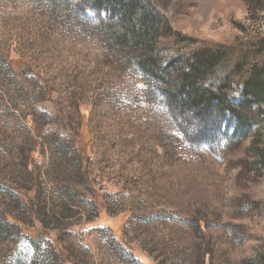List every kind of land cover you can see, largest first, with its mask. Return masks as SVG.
Returning a JSON list of instances; mask_svg holds the SVG:
<instances>
[{
	"label": "rangeland",
	"instance_id": "1",
	"mask_svg": "<svg viewBox=\"0 0 264 264\" xmlns=\"http://www.w3.org/2000/svg\"><path fill=\"white\" fill-rule=\"evenodd\" d=\"M144 1L162 16L159 69L173 33L196 46L264 36V0ZM54 5L0 0V210L21 226L0 264H256L263 118L245 106L183 125L140 66L151 52L96 33L98 10L80 22Z\"/></svg>",
	"mask_w": 264,
	"mask_h": 264
},
{
	"label": "trees",
	"instance_id": "2",
	"mask_svg": "<svg viewBox=\"0 0 264 264\" xmlns=\"http://www.w3.org/2000/svg\"><path fill=\"white\" fill-rule=\"evenodd\" d=\"M48 1L55 4L54 8L58 7L57 10L66 14L69 19L75 17L80 22L82 13L88 15L91 12L95 17V11L98 10L99 20L94 25L96 33L105 31L109 40L130 45L131 53L138 50L151 52L141 55L138 59L140 66L148 77H155L160 81L162 79L167 83L166 96L178 109L180 116L185 118L180 120L183 125H194V120L206 123L209 118L206 115L212 117L215 112L237 116L246 106L245 108H255L258 119L263 118L254 134L264 129V36L254 37L253 33H249L232 42L204 40L198 41L201 45L196 46L190 42H181L180 36L173 33V39L169 42L173 50L171 60L168 65L159 69L155 51L162 38V16L149 3L144 0H81L77 7L82 12H78L73 0L71 3L69 0ZM112 7L119 8V11L113 12V21H108L105 9L110 10ZM183 63L186 64L187 71L182 70ZM173 75L178 80L181 78L180 85H177L178 80ZM163 76L165 77L161 78ZM237 97L242 99L240 103H236ZM190 109L195 111L192 120L187 118ZM193 131H189L190 141L197 140ZM256 146L262 150L264 159V140L263 143L259 141ZM20 227L0 210V241L19 234ZM251 258L256 264H264V244Z\"/></svg>",
	"mask_w": 264,
	"mask_h": 264
}]
</instances>
